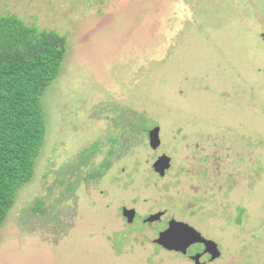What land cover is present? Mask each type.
Segmentation results:
<instances>
[{"label": "rangeland", "instance_id": "obj_1", "mask_svg": "<svg viewBox=\"0 0 264 264\" xmlns=\"http://www.w3.org/2000/svg\"><path fill=\"white\" fill-rule=\"evenodd\" d=\"M7 14L68 54L0 264H196L155 243L171 220L218 245L202 264H264V0H0Z\"/></svg>", "mask_w": 264, "mask_h": 264}, {"label": "trees", "instance_id": "obj_2", "mask_svg": "<svg viewBox=\"0 0 264 264\" xmlns=\"http://www.w3.org/2000/svg\"><path fill=\"white\" fill-rule=\"evenodd\" d=\"M67 54V36L0 15V232L35 178L48 135L44 99Z\"/></svg>", "mask_w": 264, "mask_h": 264}, {"label": "water", "instance_id": "obj_3", "mask_svg": "<svg viewBox=\"0 0 264 264\" xmlns=\"http://www.w3.org/2000/svg\"><path fill=\"white\" fill-rule=\"evenodd\" d=\"M160 129L155 128L150 132L149 139L150 145L153 149H157L161 145L160 141ZM171 168V159L167 156H163L156 161L154 165V170L160 176L164 177L166 171ZM164 213H158L152 215L147 220L148 223H155L162 219ZM124 217L129 223H133L135 218L134 210H125ZM157 245L168 252H175L182 255H187L189 248L192 245L203 244L206 247L205 254H210L211 261L220 257V252L218 251V245L213 241L205 239L198 231L188 224L177 222L173 220L170 223L168 230L163 232L159 239L155 241ZM201 256L195 257L197 264L199 263Z\"/></svg>", "mask_w": 264, "mask_h": 264}, {"label": "flooded vegetation", "instance_id": "obj_4", "mask_svg": "<svg viewBox=\"0 0 264 264\" xmlns=\"http://www.w3.org/2000/svg\"><path fill=\"white\" fill-rule=\"evenodd\" d=\"M149 135H150V134H149ZM125 210H126V208H124V209H123V212H122V213H123V217H124V211H125ZM131 210H132V209H131ZM133 210L135 211V218H134L133 223H131V224H134V223L140 218V213L137 212V210H135V209H133ZM151 216H152V215H151ZM164 216H165V213H164ZM164 216H163V217H164ZM149 217H150V216H149ZM149 217H147V218L144 220V223H145V224H150V223L147 222V220L149 219ZM124 219L128 222V220H127L125 217H124ZM172 221H173V220L167 222V228H166L163 232H165L166 230L169 229V227H170V223H171ZM159 222H161V220H159V221H157V222H155V223H159ZM128 223H129V222H128ZM163 232H160V233H159V235H158V239H159L160 235H161ZM158 239H156V240H158ZM162 249H163V248H162ZM205 251H206V247H205V245H203V244H196V245H192V246L189 248L187 255H183V256H185V257L191 259V260L194 261L196 264H197V262H196V260H195V257H197V256H201V258H200V260H199V263H200V264H202L201 262H202V260H204V259H207L210 263H212L210 254H205ZM168 253H171V254H174V255H178V256H182V254L175 253V252H168Z\"/></svg>", "mask_w": 264, "mask_h": 264}]
</instances>
